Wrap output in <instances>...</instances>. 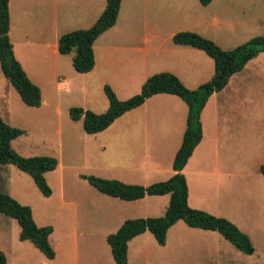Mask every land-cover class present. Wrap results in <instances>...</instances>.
<instances>
[{"label": "rangeland", "instance_id": "1", "mask_svg": "<svg viewBox=\"0 0 264 264\" xmlns=\"http://www.w3.org/2000/svg\"><path fill=\"white\" fill-rule=\"evenodd\" d=\"M92 4L10 1L15 53L41 87L43 102L26 105L0 69V113L6 123L25 130L11 143L20 155L53 156L58 164L45 173L52 191L48 197L15 165H0V192L30 206L38 225L53 227L49 240L57 253L55 260H47L29 241L19 240L16 220L0 213V251L8 264H114L106 236L126 219L163 214L168 195L121 200L99 192L81 175L143 186L156 182L127 168L140 164L144 148L150 151L168 136L173 117L166 103L148 99L96 134L86 133L82 120L70 117L71 107L102 113L108 106L105 84L125 100L161 71L177 70L188 88L210 79L213 60L200 50L176 46L172 35L179 31L197 32L225 50L264 36V0H212L206 6L199 0H123L116 24L99 39L110 42L98 53V65L80 73L71 55L56 60L48 43L54 9L84 10ZM63 26L59 30L68 32L90 25L68 21ZM201 121L203 140L184 173L189 205L233 222L249 236L254 251L244 253L218 231L179 220L166 246L151 234L152 244H131V264H168L171 259L174 264H264V175L259 170L264 164V51L208 99Z\"/></svg>", "mask_w": 264, "mask_h": 264}, {"label": "trees", "instance_id": "2", "mask_svg": "<svg viewBox=\"0 0 264 264\" xmlns=\"http://www.w3.org/2000/svg\"><path fill=\"white\" fill-rule=\"evenodd\" d=\"M212 0H199L203 6ZM9 0H0V69L9 83L16 90L21 100L28 106L41 105V90L27 76L21 63L15 58L9 31ZM121 0H106V5L96 21L88 28L75 29L62 34L58 39V52H73L72 66L80 73H86L95 65L93 43L106 30L114 26L120 10ZM175 44L187 45L204 51L214 61L211 78L195 89L187 88L173 73L161 71L146 78L140 92L119 100L113 89L105 84L103 87L108 106L102 113H95L81 107H71L70 117L82 120L83 128L88 134H96L108 128L117 118L142 105L155 94L176 95L187 105L186 128L182 142L176 151L172 167L174 174L164 180L147 186L128 184L115 179L81 175L92 187L108 196L121 200H137L146 195L169 194L168 206L161 216L126 219L113 233L106 236L115 264H128V242L135 236L149 231L155 240L165 244L167 230L177 221L183 220L190 227L218 231L238 250L251 254L254 251L249 236L242 232L233 222L206 211L192 208L187 202L188 186L182 170L202 138L201 112L208 98L221 91L229 78L243 69L245 64L264 51V36H254L246 42L225 50L214 41L193 31H179L172 37ZM25 133V130L6 123L0 113V165L13 164L28 174L38 190L48 197L52 191L45 179V173L57 167L58 161L53 156H22L13 147L12 140ZM264 175V164L259 167ZM0 213L16 220L19 225L18 238L29 241L47 259L55 258V249L49 237L53 232L51 225H38L28 205L19 203L11 195L0 192ZM0 264H7L4 252L0 251Z\"/></svg>", "mask_w": 264, "mask_h": 264}, {"label": "crops", "instance_id": "3", "mask_svg": "<svg viewBox=\"0 0 264 264\" xmlns=\"http://www.w3.org/2000/svg\"><path fill=\"white\" fill-rule=\"evenodd\" d=\"M10 1L9 0V16H10V21H9V31H8V35L10 38V41L12 43L13 46V53L15 58L21 63V66L23 67V69L25 70L26 74L28 77L29 74L26 71L25 67L22 64V61L16 56L15 53V48H14V43L13 40L11 38V11H10ZM122 1L121 0V5L120 7H122ZM92 6H89V9H54V21H53V33H52V41L48 43V47H50L52 54L54 55V57L56 58V60H58L59 56L62 55H71V64H72V57H73V52L67 53V54H60L58 52V48H57V44H58V39L59 37L66 33V30H59V26L61 23V27H64L63 24L65 22L68 21H74L76 23H85L87 25H92L96 19L98 18V16L100 15V13L103 11V9L105 8L106 5V0H92ZM104 4V5H103ZM83 12V13H82ZM121 9L119 10L118 16H117V20L119 18ZM64 19H63V18ZM85 18V19H84ZM83 19V20H82ZM116 20V22H117ZM116 24V23H115ZM114 24V25H115ZM89 26V27H90ZM76 27V26H75ZM81 28L83 27H87V26H80ZM113 27V26H112ZM111 27V28H112ZM111 28H109L108 30H110ZM66 29V28H65ZM80 29V28H79ZM108 30H106L105 32H108ZM69 32V31H68ZM103 32L93 43V52H94V59H95V65L94 68L98 65V53H103L104 52V48H105V44L110 42L107 39H104L103 42H100L99 39L100 37L105 33ZM174 35V34H173ZM172 35V37H173ZM173 41V40H172ZM99 42V43H98ZM174 43V42H173ZM175 44V43H174ZM176 46H180V47H189V48H193L191 46H187V45H178L175 44ZM108 47V46H107ZM158 48V47H157ZM109 49L110 45H109ZM170 50H172V48H169ZM193 49H197V48H193ZM200 50V49H197ZM202 51V50H200ZM203 53H205L204 51H202ZM206 54V53H205ZM100 55H104V54H100ZM207 55V54H206ZM208 56V55H207ZM210 57V56H209ZM211 58V57H210ZM212 59V58H211ZM213 60V59H212ZM251 60V59H250ZM249 60V61H250ZM214 64V61H213ZM246 65V64H245ZM245 67V66H244ZM243 67V68H244ZM91 71V70H90ZM241 71V70H240ZM239 71V72H240ZM214 72V70H213ZM171 73L175 74L180 80L181 82L186 86L185 82H183L181 76L179 75V73L177 72V70H171ZM238 73V72H237ZM236 74V73H235ZM234 75V74H233ZM149 77V76H148ZM32 81V79H30ZM146 80V79H145ZM144 80V81H145ZM209 80V79H208ZM65 81V79H64ZM33 82V81H32ZM34 83V82H33ZM144 83V82H143ZM142 83V84H143ZM203 83V82H202ZM200 85V84H199ZM198 85V86H199ZM37 86H39L37 84ZM197 86V87H198ZM187 87V86H186ZM226 87V86H225ZM224 87V88H225ZM40 90H41V94H42V89L39 86ZM188 88V87H187ZM223 88V89H224ZM189 89H195V88H189ZM222 89V90H223ZM221 90V91H222ZM232 90V89H230ZM229 90V92H231ZM221 91L215 92L213 94L217 95L219 94ZM232 93V92H231ZM212 94V95H213ZM211 95V96H212ZM210 96V97H211ZM174 97L179 98L176 95H172V94H165V93H160V94H155L153 96H151L150 98H148L149 100H153V98H157L160 99L161 101L165 102V108L167 109V111L172 113V117H173V121H170V125L168 126L167 129V137L164 141H160V142H156L154 144V146L150 149V151L145 152V148L143 149V151H141L140 153V157L142 158V161H140L138 166H132L131 168H127V170H129L130 172H133L136 176H138L141 179H155V180H151V181H164L168 178H170L173 174H174V170L172 167V162H173V158L174 155L176 153V151L178 150V148L181 145L182 142V137H183V133L184 130L186 128V116H187V111H188V107L186 105V103L179 98L181 101H179L178 99L176 100ZM209 97V98H210ZM208 98V99H209ZM147 99V101H148ZM147 101H145L142 105H144ZM208 101V100H207ZM43 102L42 98H41V103ZM207 103V102H206ZM140 105V106H142ZM206 105V104H205ZM139 106V107H140ZM205 107V106H204ZM138 108V107H137ZM204 109V108H203ZM131 111V110H130ZM203 111V110H202ZM200 120H202V112H201V116H200ZM201 125H202V138L201 141L198 143V145L195 147L192 155L190 156V158L193 156L194 152L196 151V149L200 146V144L202 143L203 140V124L201 121ZM169 132V134H168ZM99 133V132H98ZM158 135L156 134V137ZM142 150V149H141ZM189 158V159H190ZM188 159V160H189ZM188 162V161H187ZM187 164V163H186ZM126 170V168H124ZM183 174L186 173V165L182 170ZM185 175V174H184ZM151 177V178H150ZM186 178V176H185ZM187 182V179H186ZM129 184V183H128ZM188 186V183H187ZM188 192H189V188H188ZM169 194H165V195H149V196H158V197H164ZM145 197V196H144ZM142 199V198H141ZM138 200V199H137ZM166 202L164 203V210H163V214L168 206L169 203V197L167 199H165ZM131 201V200H130ZM187 202H188V196H187ZM189 204V202H188ZM190 206V205H189ZM191 207V206H190ZM193 208V207H192ZM198 209V208H196ZM162 214V215H163ZM161 216V215H159ZM147 217H156V216H147ZM177 223V222H176ZM176 223L174 225H172L166 233V239H165V244L164 245H160L156 240V242L160 245V246H166L167 241H168V237L169 234L172 230V228L176 225ZM205 230V229H203ZM207 231H215V230H207ZM149 231H145L142 234H139L137 236H135L134 238H132L129 242H128V247H127V262L128 264H131V244H142V243H146L149 242L150 244H152V239L150 237L151 236L154 238L153 234ZM50 239V238H49ZM155 239V238H154ZM108 244V243H107ZM109 246V244H108ZM54 247V246H53ZM110 248V246H109ZM111 252V251H110ZM57 253L55 252V258ZM43 255V254H42ZM44 256V255H43ZM112 256V255H111ZM45 257V256H44ZM46 258V257H45ZM54 259H47V260H55ZM113 258V257H112ZM114 261V260H113ZM175 262H173V260H169L168 264H174ZM8 264V262H7ZM115 264V262H114Z\"/></svg>", "mask_w": 264, "mask_h": 264}]
</instances>
